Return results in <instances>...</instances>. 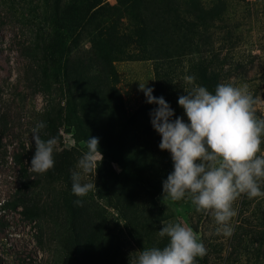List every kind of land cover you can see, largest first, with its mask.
Returning <instances> with one entry per match:
<instances>
[{
  "label": "rangeland",
  "instance_id": "obj_1",
  "mask_svg": "<svg viewBox=\"0 0 264 264\" xmlns=\"http://www.w3.org/2000/svg\"><path fill=\"white\" fill-rule=\"evenodd\" d=\"M105 1L113 4L116 0ZM201 1L213 4V0ZM225 7L228 16L215 26L212 24L205 39L196 40L199 51L192 57L209 56L214 50L219 52V58L226 57L227 63H240L229 70L228 64L223 66L227 71L221 83L247 84L257 100L256 113L264 118V0H226ZM45 8L42 0H0V145L6 152L0 162V257L5 264H50L52 258H56L55 264H77L70 254L59 252L65 226L63 214L55 208V203L65 183L53 181L28 193L29 199L39 200L51 208V214L38 221L25 218L19 212L20 207L14 209L9 205L19 186L18 166L13 163L12 154L29 149L31 130L43 121L46 113L55 115L58 109H65L62 92L55 90L50 97L41 85L40 67L44 63L41 46L49 33ZM77 39L78 44L70 46L75 50L73 54L88 47L83 33ZM188 64L184 58L179 64L171 65L182 92L194 85L185 79L189 76ZM115 67L114 85L126 114L146 99L139 84L154 87L155 69L150 60L119 61ZM170 106L174 109L173 119L181 116L186 120L177 102L171 100ZM59 135L54 158L60 149H68L72 174L86 150V140L99 138L100 133L90 127L77 129L63 122ZM143 135L155 149L153 156L160 157L164 153L158 147L161 137L150 121ZM96 165H99L96 174L95 169L90 174H82V182L96 186L82 198L101 229L100 249L114 256L105 261L101 254L94 264H130L135 252L150 248V234L158 241H166L158 236V231L167 222L191 227L203 241L210 264H223L224 259L231 264H264V198L241 195L233 205L237 211L232 218L234 231L225 237L216 233L217 224L211 211L197 212L190 201L163 199L162 185L155 191L143 183L128 189V198H125L127 187L119 188L117 184L118 165L104 154L100 164L97 157ZM156 211L159 213L155 214Z\"/></svg>",
  "mask_w": 264,
  "mask_h": 264
},
{
  "label": "trees",
  "instance_id": "obj_2",
  "mask_svg": "<svg viewBox=\"0 0 264 264\" xmlns=\"http://www.w3.org/2000/svg\"><path fill=\"white\" fill-rule=\"evenodd\" d=\"M42 1L46 6L44 14L49 33L41 46L44 60L40 67L41 85L50 97L53 91H61L65 100L63 111L60 108L55 115L46 113L42 121L46 125L41 131L42 138L46 140L47 135L59 142L63 122L77 129L90 127L97 130L100 152L119 167L117 184L119 188L127 187L124 197L128 198V189L143 183L157 191L172 171V161L167 150H163L160 157L153 156L155 149L143 135L146 123L150 121L149 113L156 105L146 103L145 99L135 110L125 114L114 85L115 64L126 60L153 62V95L163 96L170 104L171 100L177 102L180 95L186 94L178 86L171 65L187 58L188 75L194 77L193 84L214 91L225 72L240 63H227L226 57L219 58V52L214 50L209 56L196 59L192 56L199 51L200 44L196 40L205 39L209 27L228 16L226 0H213L212 5L201 0H116L113 4L105 0ZM82 33L88 47L73 54L75 50L72 51L70 46L78 44L77 37ZM225 64H228L227 70H223ZM34 151L35 145L31 141L29 149L11 156L18 166L19 186L9 205L14 209L20 207L19 212L25 218L38 221L49 216L51 208L39 200L29 199L28 193L53 181L65 183L55 203V208L63 214L65 226L59 240V252L70 254L77 264H94L101 254L109 261L110 255H114L100 249L101 229L85 199L70 190L72 163L69 150L57 151L54 167L43 174L30 169ZM5 153L0 151V162ZM77 199L82 200V206L74 204ZM150 235V247H163L166 243L165 239L158 241L154 234ZM56 261L52 258L50 264ZM223 261V264H231L226 259ZM0 264H5L2 257ZM199 264L210 262L204 256L199 259Z\"/></svg>",
  "mask_w": 264,
  "mask_h": 264
},
{
  "label": "clouds",
  "instance_id": "obj_3",
  "mask_svg": "<svg viewBox=\"0 0 264 264\" xmlns=\"http://www.w3.org/2000/svg\"><path fill=\"white\" fill-rule=\"evenodd\" d=\"M192 84L194 77L185 78ZM146 103L156 107L149 113L152 128L161 137L159 149L167 150L172 171L162 181L163 199L190 201L197 212L214 215L216 233L230 237L234 231L232 218L237 215L234 202L246 195L264 198V118L256 113L257 100L247 84L235 86L219 83L214 91L193 85L178 97L184 117H174V109L163 96L153 95L154 89L139 84ZM44 122L31 130L35 145L30 169L43 174L55 164L54 137L43 139ZM86 150L71 174V192L84 197L95 183L82 182V174H90L102 154L99 139L89 137ZM82 206V200L74 201ZM158 236L166 238L163 247L153 246L135 252L130 264H199L207 249L203 241L186 224L162 223ZM199 258V259H198Z\"/></svg>",
  "mask_w": 264,
  "mask_h": 264
}]
</instances>
